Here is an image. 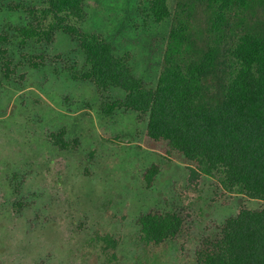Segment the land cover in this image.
Wrapping results in <instances>:
<instances>
[{
  "label": "rangeland",
  "instance_id": "1",
  "mask_svg": "<svg viewBox=\"0 0 264 264\" xmlns=\"http://www.w3.org/2000/svg\"><path fill=\"white\" fill-rule=\"evenodd\" d=\"M11 1L40 9L46 0ZM149 3L83 0L79 27L128 59L153 90L169 28L167 20L155 21ZM28 22L23 12L0 7V29ZM14 53L12 80L0 73V264H195L201 241L214 242L226 220L264 207L226 192L220 173L200 174L187 185L195 163L169 152L166 142L148 149L147 115L104 114L94 85L73 77L87 66L68 35L58 32L52 44ZM38 55L44 65L29 68L26 62ZM104 97L114 102L124 92L113 88ZM52 133L78 146L60 150L49 141ZM152 165L158 173L148 188L143 174ZM17 202L20 214L13 212ZM148 211L176 213L178 234L161 245L141 242L136 220Z\"/></svg>",
  "mask_w": 264,
  "mask_h": 264
},
{
  "label": "trees",
  "instance_id": "2",
  "mask_svg": "<svg viewBox=\"0 0 264 264\" xmlns=\"http://www.w3.org/2000/svg\"><path fill=\"white\" fill-rule=\"evenodd\" d=\"M149 1L155 21L167 20L169 28L155 89H146L108 42L81 30L83 0H46L40 9L0 0L1 8L21 11L29 20L0 29L2 80L8 83L15 74L16 50L52 44L56 33H64L87 66L74 79L94 85L104 114L147 115L145 146L155 150L166 142L169 152L195 163L187 185L200 174L220 173L226 192L264 202V0ZM44 62L38 55L26 63L38 69ZM113 88L124 98L105 101L104 93ZM48 136L60 150L78 146L63 145L55 133ZM157 173L156 165L144 172L148 188ZM22 207L14 203V214ZM136 224L141 242L161 245L178 234L182 220L174 212L148 211ZM195 255V264H264V207L226 220L220 236L202 240Z\"/></svg>",
  "mask_w": 264,
  "mask_h": 264
}]
</instances>
